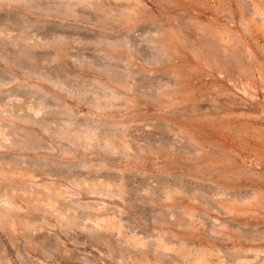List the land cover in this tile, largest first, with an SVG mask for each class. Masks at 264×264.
<instances>
[{"label": "rangeland", "instance_id": "obj_1", "mask_svg": "<svg viewBox=\"0 0 264 264\" xmlns=\"http://www.w3.org/2000/svg\"><path fill=\"white\" fill-rule=\"evenodd\" d=\"M0 264H264V0H0Z\"/></svg>", "mask_w": 264, "mask_h": 264}]
</instances>
